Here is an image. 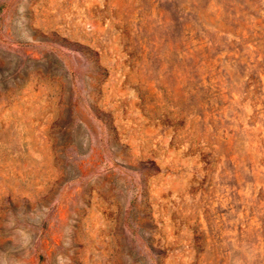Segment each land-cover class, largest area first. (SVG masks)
Masks as SVG:
<instances>
[{"label":"rangeland","instance_id":"obj_1","mask_svg":"<svg viewBox=\"0 0 264 264\" xmlns=\"http://www.w3.org/2000/svg\"><path fill=\"white\" fill-rule=\"evenodd\" d=\"M0 264H264V0H0Z\"/></svg>","mask_w":264,"mask_h":264}]
</instances>
